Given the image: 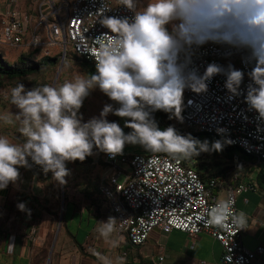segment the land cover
Returning <instances> with one entry per match:
<instances>
[{
	"label": "clouds",
	"instance_id": "9594fccd",
	"mask_svg": "<svg viewBox=\"0 0 264 264\" xmlns=\"http://www.w3.org/2000/svg\"><path fill=\"white\" fill-rule=\"evenodd\" d=\"M116 3L133 15H107L113 8L109 0H103L96 14L108 31L95 38L98 47L88 52L95 60L94 73L30 89L21 82L11 89L10 103L18 111L14 116L0 113V123L16 127L24 142L17 144L0 135V190L10 184L19 189L20 169L33 165L45 175L51 172L53 180L64 186L71 174L68 163L84 162L99 152L114 159L124 154L126 145L188 160L202 153L222 152L225 144L232 143L230 138L210 142L191 133L182 135L172 125L161 129L154 116L164 111L169 119L182 123L185 91L207 93L217 75L226 77L228 100L243 96L248 111L257 114L258 122L264 121V0H148L142 10L140 0ZM208 44L225 47L229 56L241 55L245 66H250L246 89L242 88L245 71L232 63L211 62L203 73L199 71L193 57ZM97 88L119 107L105 104L98 116L85 121L80 110ZM109 114L124 118V126L109 121ZM125 128L131 131L126 133ZM217 131L225 134L227 129ZM17 208L31 215L26 202H18ZM202 217L207 227L230 233L235 228L234 235L248 228L246 214L237 212L231 200L205 208ZM95 231L110 248L119 246L116 217L99 221ZM14 248L11 242L9 255ZM90 251L98 264H124L122 257L113 260Z\"/></svg>",
	"mask_w": 264,
	"mask_h": 264
},
{
	"label": "built area",
	"instance_id": "2783aa9c",
	"mask_svg": "<svg viewBox=\"0 0 264 264\" xmlns=\"http://www.w3.org/2000/svg\"><path fill=\"white\" fill-rule=\"evenodd\" d=\"M109 2L113 9L107 15H133L123 6H117L116 0ZM102 3L103 0H0V44L44 49L47 54L58 49L64 57L71 47L76 55L95 66L88 52L98 47L95 38L108 31L99 24L96 14ZM227 52L228 49L219 45H205L193 57L194 65L203 73L211 62L224 66L232 63L245 71L242 88L246 89L250 66H245L240 54L229 56ZM225 79L217 75L204 94L186 90L184 121L174 119V123L223 140L225 136L230 138L232 143L228 145L240 147L254 159L252 164L264 170V121L258 122L257 114L248 111L243 96L227 99ZM189 99L193 101L191 105L187 103ZM218 128L227 132L220 134ZM103 160L105 171L99 183L103 205L117 218L119 235H124L132 245L145 244L154 228L163 232L180 230L191 237L206 233L223 248L217 264H260L264 246L247 248L242 239L246 229L234 235L235 228L230 233L227 229L207 227L202 217L205 208L219 200H231L239 212L236 197L253 184L237 183L236 174L228 175L231 170L225 178L207 173L203 176L201 168L163 152L123 154L114 159L105 154ZM165 259L166 255L161 253L153 264H164ZM197 264L212 263L199 259Z\"/></svg>",
	"mask_w": 264,
	"mask_h": 264
},
{
	"label": "crops",
	"instance_id": "0c3cea01",
	"mask_svg": "<svg viewBox=\"0 0 264 264\" xmlns=\"http://www.w3.org/2000/svg\"><path fill=\"white\" fill-rule=\"evenodd\" d=\"M20 172L19 189L10 184L7 189L0 190V264H33L35 248L44 242L54 224L53 216L47 211L54 200L49 193V185L30 169L25 168ZM256 172L250 177L240 176L236 181L253 184L236 197L239 212L243 211L247 216L248 228L242 239L244 245L250 249H255L260 244L264 246V189L257 180ZM18 202H26L31 209L30 216L17 208ZM103 204L88 215L83 208L74 209L71 213L67 210V228L62 225L58 233L55 264H98L90 249L109 255L113 260L122 257L124 264H148L143 256L151 253L165 254L164 264H197L199 259H207L212 264H217L221 258V244L206 233L191 237L180 230L163 232L159 228L151 230L146 243L139 246L128 243L126 237L120 235L119 246L112 249L95 231L99 221H107L112 216L109 207ZM85 231L88 233L81 239ZM10 238H14V241ZM77 240L82 241L81 247ZM11 242L15 243V248L9 255L7 247ZM123 245L126 248H136V257L140 259H128V251L125 248L121 251ZM118 248L120 251L116 254ZM259 258L260 264H264V251Z\"/></svg>",
	"mask_w": 264,
	"mask_h": 264
},
{
	"label": "rangeland",
	"instance_id": "374dc122",
	"mask_svg": "<svg viewBox=\"0 0 264 264\" xmlns=\"http://www.w3.org/2000/svg\"><path fill=\"white\" fill-rule=\"evenodd\" d=\"M148 0H140L139 7L140 10L147 4ZM53 54H47L44 49H32L22 46H9L5 44H0V63L3 66L10 65L12 67H22L31 64L33 61H39L44 56H51L56 58V64L45 66L41 68L40 71L23 75L17 76L15 78H9L7 76H0V113L3 112H10L15 115L16 111H18L14 105L10 103V93L11 89L15 87L18 83L23 82L27 88H32L34 86H42L44 84L50 85H58L62 84L65 80H73L76 76H88L86 69L83 66V61L80 59L78 55L69 47V50L65 57L62 53H59L58 49H53ZM65 60L67 61L68 67H65ZM8 96L9 99H5ZM105 104H113L114 107H119L114 101H111L105 94H103L98 88L91 92L90 96L87 97L84 101L83 107L81 108V112L83 113V118L85 121L92 118L93 116H98ZM164 118L166 122L175 128L180 127L183 128L176 123H174V118L169 119ZM109 121H117L120 125L124 126V118L118 117L113 114H109L108 116ZM161 129L167 128L168 126L166 123H158ZM184 129V128H183ZM125 132L131 131L129 128L124 129ZM0 135L7 136L12 142L17 144H22L24 142V138L20 136L17 131V128L14 126H5L0 123ZM146 149H144L140 145H126L124 154L126 155H133V154H140L144 153ZM104 153L99 152L98 154H94L93 156H89L86 158L84 162L76 161L74 163L70 162L67 164V167L71 169V174L66 177L68 183L64 186L59 185L53 178H49L48 175H52L49 172L47 175L43 173L39 166L33 165L30 169L32 172L37 173L38 175L42 176L44 180L48 181L47 184L49 185V193L52 194V202H51V215L54 218V224L52 229L46 235L44 242L40 245H37L35 251L33 253V264H47L50 249L53 244L54 239L56 238L55 244L53 246V250L50 256V263L55 264V249L58 241V233L62 228L63 218L61 219V227L58 230V224L60 222V214H61V206L62 202L65 204L66 199L71 200L75 205L76 208H87L93 207L98 208L101 204H103L104 197L101 195L100 191L98 190V184L101 182L105 166L101 163L102 159L104 158ZM197 158L192 159L190 161L191 165H194L198 168ZM244 165H248L246 167H240V169H244V172H235L237 168H232L231 171L235 174H243L241 176L250 177L251 174L254 172H259L260 166L252 164V162H244ZM222 165V164H221ZM218 166V164H217ZM217 168L216 166H214ZM25 169V168H23ZM23 169H20L23 170ZM256 172V175H257ZM45 175V176H44ZM123 177L120 178V180ZM64 188V194L63 190ZM223 195L225 194V190L222 189ZM222 193H219V196L223 197ZM66 198V199H65ZM92 199L95 201V204L92 205ZM106 204V203H105ZM108 205V204H107ZM105 206V205H104ZM103 206V207H104ZM55 212V214L52 213ZM64 212V211H63ZM97 212V210H96ZM109 212V211H108ZM94 213V212H93ZM107 213V212H106ZM151 235V234H150ZM151 237V236H150ZM93 239H90L92 242ZM128 251L127 258L132 259L135 257L136 259H140L136 257L137 249L134 247L126 248L124 245L121 247V251L123 249ZM120 249L118 248L116 254H118ZM145 252H142L144 254ZM125 256V255H124ZM158 255H154L151 253L147 254L144 257V260L150 263H153L157 258ZM134 259V258H133Z\"/></svg>",
	"mask_w": 264,
	"mask_h": 264
},
{
	"label": "trees",
	"instance_id": "16d2710c",
	"mask_svg": "<svg viewBox=\"0 0 264 264\" xmlns=\"http://www.w3.org/2000/svg\"><path fill=\"white\" fill-rule=\"evenodd\" d=\"M80 59H82L83 61V66L86 69L88 75H90L91 73H94L96 71L94 64L79 56ZM56 58L55 57H51V56H44L41 60L39 61H33L31 64L27 65V66H22V67H12L10 65L7 66H3V64L0 63V76H7L9 78H15L17 76H23V75H27V74H31L37 71H40L41 68L45 67V66H50V65H55L56 64ZM155 119L157 120L158 123H166L167 126H170V124L168 123V121L166 122V120H164V118L168 119V114L164 111H157L154 113ZM178 130V132L182 135H187L189 133H191L194 137H197L201 140L204 139H208L210 142L215 141V140H221L223 141V139L217 135L211 134V133H207V132H194L190 129H186V128H180L177 127L176 128ZM199 161L197 162V166L198 169L201 168L202 170V175L205 176L207 173V175L209 176H220L222 178H225V176L227 175V172L229 170H231L232 168H237L235 172H244L245 169H240V167H246L248 166L247 164L244 165V162H254V159L251 157V155L247 154L244 150H242L240 147L238 146H231L228 144H225L223 151L222 152H214V153H202L200 156L196 157ZM192 159H195V157H193ZM192 159L188 160V159H184L186 162H190ZM101 163L105 166V162L102 159ZM218 164V166H217ZM222 164V165H221ZM214 166H216L217 168H215ZM23 169V168H21ZM32 171V170H31ZM232 173V171L228 174L230 175H234L235 173ZM37 174V173H36ZM38 175V174H37ZM238 177H240L243 174H236ZM39 178L41 179V181H43L44 183L47 184L48 181L44 180V178L40 175H38ZM45 176V175H44ZM49 178H52V175H48ZM257 180L259 182L260 185H262L263 189H264V170L261 168L258 172L257 175ZM100 183V182H99ZM50 185V184H47ZM98 190L99 189V184H98ZM66 199V198H65ZM92 205L95 204V201L92 199ZM64 213H63V226L65 228H67L65 219H66V213L67 210H70V213L72 210L77 209L76 205L71 201V200H67L65 201L64 204ZM94 206V205H93ZM87 207V208H83L86 211V214H90L91 211H93L94 207ZM96 209V208H95ZM52 209L47 208V211H51ZM53 214H55L54 211H52ZM93 225V223L91 224V226ZM89 230V228H88ZM87 230V231H88ZM88 232L85 231V233H82V238L84 239V236L86 237V234ZM76 238V236H74ZM128 240V239H127ZM81 242L80 240H77L78 245L81 247ZM128 243L129 240H128ZM131 244V243H130ZM147 262V261H146ZM148 264H153L148 262Z\"/></svg>",
	"mask_w": 264,
	"mask_h": 264
},
{
	"label": "water",
	"instance_id": "95a60500",
	"mask_svg": "<svg viewBox=\"0 0 264 264\" xmlns=\"http://www.w3.org/2000/svg\"><path fill=\"white\" fill-rule=\"evenodd\" d=\"M145 152L147 153V152H149V151H148V150H145ZM62 190H63V194H64V188H62ZM64 206H65V205H64V203L62 202V206H61V214H60V222H59V224H58V230H59V227H60L61 219H62V217H63ZM58 230H57V233H58ZM55 241H56V238L54 239L53 244H52V246H51L50 254H49V258H48L47 264L50 263V256H51V252H52V250H53V246H54V244H55Z\"/></svg>",
	"mask_w": 264,
	"mask_h": 264
}]
</instances>
